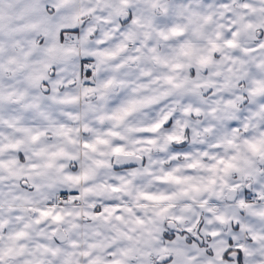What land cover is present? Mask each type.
I'll use <instances>...</instances> for the list:
<instances>
[{
    "label": "clouds",
    "instance_id": "clouds-1",
    "mask_svg": "<svg viewBox=\"0 0 264 264\" xmlns=\"http://www.w3.org/2000/svg\"><path fill=\"white\" fill-rule=\"evenodd\" d=\"M0 264H264V0H0Z\"/></svg>",
    "mask_w": 264,
    "mask_h": 264
},
{
    "label": "snow or ice",
    "instance_id": "snow-or-ice-1",
    "mask_svg": "<svg viewBox=\"0 0 264 264\" xmlns=\"http://www.w3.org/2000/svg\"><path fill=\"white\" fill-rule=\"evenodd\" d=\"M89 75H91V73H89ZM225 259H228V255L227 254H225Z\"/></svg>",
    "mask_w": 264,
    "mask_h": 264
}]
</instances>
